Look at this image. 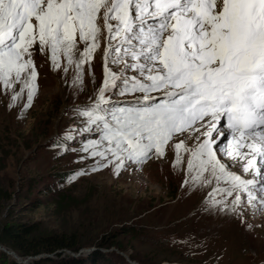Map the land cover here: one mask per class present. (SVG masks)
<instances>
[{
    "label": "snow or ice",
    "instance_id": "snow-or-ice-1",
    "mask_svg": "<svg viewBox=\"0 0 264 264\" xmlns=\"http://www.w3.org/2000/svg\"><path fill=\"white\" fill-rule=\"evenodd\" d=\"M104 26L111 60L98 40ZM80 42L78 68L97 50L105 59L99 98L74 110L64 145L77 163L95 165L80 174L112 164L119 174L153 152L164 157L174 142V158L190 154L189 171L227 174L235 185L197 188L217 207L223 199L264 208V0H0L4 90L23 83L31 102L35 52L50 49L59 69L60 55L71 65Z\"/></svg>",
    "mask_w": 264,
    "mask_h": 264
},
{
    "label": "rangeland",
    "instance_id": "rangeland-1",
    "mask_svg": "<svg viewBox=\"0 0 264 264\" xmlns=\"http://www.w3.org/2000/svg\"><path fill=\"white\" fill-rule=\"evenodd\" d=\"M108 36L104 26L98 40L106 54ZM85 46L79 43L71 65L61 54L59 69L51 62L50 49L35 52L38 79L31 102L23 83L7 90L0 83L1 223L30 226L35 237L75 234L82 245L76 252L23 261L63 264L68 257L85 260L100 250L130 264H140L131 258L144 264H264V208L233 209L223 199L217 207V197H205L197 188L235 185L227 174L189 171L190 154L180 150L174 158V142L165 146L164 157L153 152L119 174L115 164L79 173L95 165L77 163V153H66V136L76 123L74 110L99 98L105 78L99 50L82 69L77 67ZM107 55L115 58V53ZM74 146L79 148V141ZM244 176L255 179L253 173ZM100 241L108 246L97 249ZM12 253L0 241V264H9ZM43 257L49 260L42 262Z\"/></svg>",
    "mask_w": 264,
    "mask_h": 264
},
{
    "label": "trees",
    "instance_id": "trees-1",
    "mask_svg": "<svg viewBox=\"0 0 264 264\" xmlns=\"http://www.w3.org/2000/svg\"><path fill=\"white\" fill-rule=\"evenodd\" d=\"M1 194L2 193L0 192V195ZM3 195L5 196V193H3ZM35 232L36 231L33 230L30 226L20 224L8 225L7 223L2 224L0 221V241L4 242V245H6L8 249L13 251L20 259H26L29 257L33 258L41 255L44 256L58 254V251H60L61 253L64 250L76 252L82 246L80 244L81 240L77 236H75V234H53L48 236L35 237ZM105 244V242H97V249L106 248L108 245ZM112 245L116 246L115 243H112ZM107 255L108 257L105 253L103 254L100 250H97L94 253L92 252L91 255L89 254L87 258H85V260H76L72 257H68L65 259V262L63 264H80V262L78 261H82L86 264H130L125 260L124 257L116 253L108 252ZM7 258L9 259V264H20L14 258L11 259L9 256ZM40 259L42 262H46L49 260L47 257H43ZM131 259L137 261L140 264H144L139 258ZM36 263L37 262H35V264Z\"/></svg>",
    "mask_w": 264,
    "mask_h": 264
},
{
    "label": "bare ground",
    "instance_id": "bare-ground-1",
    "mask_svg": "<svg viewBox=\"0 0 264 264\" xmlns=\"http://www.w3.org/2000/svg\"><path fill=\"white\" fill-rule=\"evenodd\" d=\"M237 166H240L242 167L243 166V162L240 161V160H237L236 161V164H235V168H237ZM261 167H264V165H260ZM193 172V171H192ZM21 262H23V259L20 260Z\"/></svg>",
    "mask_w": 264,
    "mask_h": 264
},
{
    "label": "water",
    "instance_id": "water-1",
    "mask_svg": "<svg viewBox=\"0 0 264 264\" xmlns=\"http://www.w3.org/2000/svg\"><path fill=\"white\" fill-rule=\"evenodd\" d=\"M14 253H12V255H13ZM14 258L17 260V261H19V260H21L20 258H18L15 254H14ZM30 258V257H29ZM33 259H36V257H33ZM20 262V261H19ZM23 264H27V262H26V260H24L23 262H22Z\"/></svg>",
    "mask_w": 264,
    "mask_h": 264
}]
</instances>
